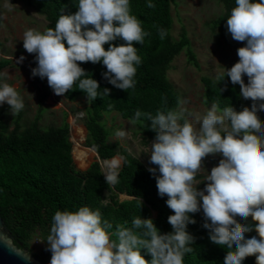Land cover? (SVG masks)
Masks as SVG:
<instances>
[{
    "label": "clouds",
    "instance_id": "clouds-1",
    "mask_svg": "<svg viewBox=\"0 0 264 264\" xmlns=\"http://www.w3.org/2000/svg\"><path fill=\"white\" fill-rule=\"evenodd\" d=\"M235 3L226 27L232 39L245 46L237 50L238 62L218 79L229 77L233 85L239 84L242 97L252 100L251 107L221 109L214 101L194 124L193 114L183 107L187 101L179 100L177 108L169 109L165 100V107L155 116L137 110L131 121L136 123L143 116L156 132L149 163L158 166L159 175L157 168L148 171L156 178L158 195L168 197L166 204L174 213L168 217L172 232L162 234L151 218L141 217H135L131 227L117 225L113 230L99 209L88 206L74 212L56 211L46 240L52 253L50 264H184L185 255L194 250L187 226L196 221L190 214L201 209L210 240L227 248L224 264H243L249 256L256 257V264H264V122L257 115L264 111V0ZM7 6L12 10L11 2ZM76 7L74 14L62 10L54 28L24 32V49L36 54L32 76L46 77L56 95L77 85L88 101L95 100L101 95L100 85L80 63L102 61L107 69L102 75L108 83L125 91L134 88L136 66L142 60L133 44H143L150 33L131 13L130 0H78ZM147 7L155 5L149 2ZM158 33L161 40L167 35L162 28ZM117 38L125 43L105 50L104 45ZM24 59L20 56L17 63ZM109 93L104 88L102 95ZM5 102L13 115L24 108L22 97L7 83L0 84V104ZM127 135L126 130L116 132L118 138ZM210 154L222 158L208 173L205 187L198 190L201 183L196 177ZM124 162L123 156L103 160L108 185L118 183ZM253 230L259 238H246ZM142 250L151 256L150 261Z\"/></svg>",
    "mask_w": 264,
    "mask_h": 264
},
{
    "label": "trees",
    "instance_id": "trees-1",
    "mask_svg": "<svg viewBox=\"0 0 264 264\" xmlns=\"http://www.w3.org/2000/svg\"><path fill=\"white\" fill-rule=\"evenodd\" d=\"M22 1L45 18L46 29L55 27L62 10L64 14H74L78 10V0ZM217 1L223 6L224 13L214 21L212 29H218L220 35H223L227 18L236 3L235 0ZM149 2L155 8H148ZM173 2L174 0H130L131 13L143 22V29L150 33L143 44H133L142 60L136 66L134 88L125 91L108 83L102 75L107 71L102 61L95 64L78 62L88 73V77L98 81V92L101 93L95 100L88 101L89 106L84 112L83 124L87 131L85 146L94 147L100 161L117 156L125 157L115 186L106 183L103 169L97 160L85 171L76 168L67 114L60 126L39 130L38 120L44 111L47 94L39 99L36 121L24 129L20 124L21 114L17 115L14 128L11 129L0 112V215L14 244L20 249H28L30 240L37 232L42 239L47 240L56 211L74 212L83 206L92 210L99 209L102 220L111 223L113 230L117 225L131 227L133 219L141 217L151 218L162 234L172 232L168 217L174 213L166 204L168 197L158 195L156 178L148 171L149 168H157L158 176V166L151 164L148 167L126 149H118L117 145L109 144L110 132L101 120L104 113L116 112L123 119L132 121L137 110L155 116L158 110L165 107V100L167 108H177L179 92L168 78L171 65L183 52L189 64L199 68V63L185 27L181 28L178 40L172 36ZM161 28L167 31L163 40L158 33ZM124 43L125 41L117 38L104 47L107 50L112 44L119 46ZM11 64V60H0V68ZM223 75L214 79L202 78L205 103L211 105L215 101L221 109L232 106L236 111H241L243 100L240 88L238 84L233 85L229 77L221 82L218 78ZM38 79L42 83L45 81L44 78ZM225 85L226 90L220 92V88H225ZM104 88L110 89L109 96L102 95ZM60 96L68 101L78 97L87 98V94L79 90L77 85ZM136 124L142 129L146 145L154 141L156 132L151 129L150 121L142 116ZM198 178L197 176L196 179ZM122 195L127 199L121 200ZM190 216L196 221L187 226V231L194 237V243L190 245L194 250L185 255L184 264H224L227 248L210 240V230L203 227L204 216L200 217L198 213ZM252 234L258 236L256 232ZM252 234L245 236L251 238ZM142 255L146 260H151L145 250H142ZM40 259L45 264H50L51 253L43 251ZM243 264H256V257L245 258Z\"/></svg>",
    "mask_w": 264,
    "mask_h": 264
},
{
    "label": "rangeland",
    "instance_id": "rangeland-1",
    "mask_svg": "<svg viewBox=\"0 0 264 264\" xmlns=\"http://www.w3.org/2000/svg\"><path fill=\"white\" fill-rule=\"evenodd\" d=\"M10 2L13 4L12 10H9L7 6ZM171 13L173 38L178 40L181 28L185 27L191 42V48L199 63V68L189 64L187 56L183 52L174 60L171 70L168 72V78L179 92L180 100L187 101L183 107L193 114V123L195 124V118H202L211 107V105L205 103V89L202 78L214 79L224 74L225 69H230L238 62L237 50L245 46V42H237L232 39L227 27H225L223 35H220L218 29H212L214 21L224 13L223 6L217 0H174ZM46 26L47 21L45 18L28 7L22 0H0V60L12 61L11 65L0 68V84L7 83L13 86L22 97L24 108L18 114L22 115L20 124L23 129L31 126L36 121L39 114V99L47 94L44 101V111L38 120L39 130L51 126H60L65 114H67L66 121L70 125V141L74 146L72 140L73 124L85 128L83 118L84 112L89 106L88 99L78 97L73 101H68L54 93L48 85L46 77L44 83L38 79L39 76L33 77L32 69L37 67L36 54H29L23 47V34L26 30L35 29L43 33ZM20 56H24L25 59L22 63H17ZM243 79L247 83L248 78L246 75ZM242 100L243 108L251 107V99L242 97ZM0 112H2L5 122L13 129L18 114L13 115L10 106L6 102L0 104ZM257 115L260 119L264 118V111L258 112ZM101 121L110 132L109 144L117 145L118 149H126L135 158L150 167V150L153 141L147 145L143 142L142 129L138 124L123 119L116 112L104 113ZM118 130H126L128 135L125 138H118L116 136ZM86 139L87 131H85V138L82 142L84 148H87L85 146ZM221 158L218 154H210L204 159V169L197 175L199 177L197 181L201 183L197 186L198 190L205 187L207 183L205 179L208 173L210 174L214 166H218ZM95 160H97L96 154H94L90 164L85 169L80 168L75 159L74 164L78 170L85 171ZM102 162H100L101 167ZM120 199L125 200L127 198L122 195ZM197 213L200 217L204 216L202 209ZM238 220L241 223L245 222L240 218ZM248 222H252L251 217L248 218ZM252 233H255V231L246 234ZM252 236L254 235L252 234ZM257 238L259 237L257 236ZM27 250L39 259L43 251L51 253L47 241L42 239L38 232L33 235Z\"/></svg>",
    "mask_w": 264,
    "mask_h": 264
},
{
    "label": "water",
    "instance_id": "water-1",
    "mask_svg": "<svg viewBox=\"0 0 264 264\" xmlns=\"http://www.w3.org/2000/svg\"><path fill=\"white\" fill-rule=\"evenodd\" d=\"M90 149L94 151V147H91ZM96 156L99 161L100 159L98 158L97 154ZM0 264H45L41 259L30 254L27 249H20L18 246L14 244L10 231L7 229L1 215H0Z\"/></svg>",
    "mask_w": 264,
    "mask_h": 264
},
{
    "label": "bare ground",
    "instance_id": "bare-ground-1",
    "mask_svg": "<svg viewBox=\"0 0 264 264\" xmlns=\"http://www.w3.org/2000/svg\"><path fill=\"white\" fill-rule=\"evenodd\" d=\"M72 131V140L74 142L73 157L79 167L85 169L90 164L95 152L92 149H87L82 146V142L85 138V128L73 124Z\"/></svg>",
    "mask_w": 264,
    "mask_h": 264
}]
</instances>
